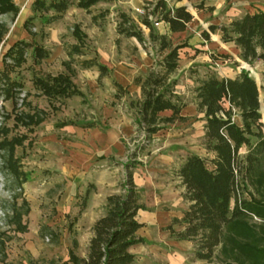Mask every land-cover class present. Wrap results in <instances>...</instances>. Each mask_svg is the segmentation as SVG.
I'll list each match as a JSON object with an SVG mask.
<instances>
[{
	"label": "rangeland",
	"instance_id": "374dc122",
	"mask_svg": "<svg viewBox=\"0 0 264 264\" xmlns=\"http://www.w3.org/2000/svg\"><path fill=\"white\" fill-rule=\"evenodd\" d=\"M32 1L0 0V33H3L0 40V78L7 75L10 81H19L22 85L16 98L0 97V264H70L68 252L71 241L81 237L76 230L75 216L84 190L92 186V181L86 175L82 177L83 174L69 179L66 168L70 153L78 151L82 143L87 144L95 130L111 133V125L116 124L119 127L114 132L127 147L125 154L115 158L117 163L109 162L111 177L116 178L114 193L119 191L124 180L121 163L127 162L133 153H137L139 162L133 173L134 181L136 178L147 192L160 182L179 192L181 185L176 170L185 158L195 155L206 162L212 158L204 147V119L197 109L194 92L201 81L210 76L235 78L241 71L247 72L259 90L261 121L264 124V68L261 63L242 61L238 49L232 43H222L218 32L209 33V40L202 36L203 31L209 32L211 24L227 25L229 21L264 6L243 0H212L210 3L217 7H213L209 14L191 6L189 9L196 16L180 34L166 32L162 23L155 27L156 18H149L154 30L159 35H166L172 46H183L179 49L178 69L171 79L176 80L174 93L178 104L183 105L181 115L185 121L165 125L148 138L135 123L136 104L141 94L140 89L137 92L133 87L136 86L133 80L144 77L152 69L160 70L159 64L166 54L159 51L158 43L149 38L148 29L142 25L152 2H101L89 12L73 5L56 21L45 24L44 18L53 13L43 17L34 13ZM75 1L72 0L73 3ZM121 13L132 20L135 30L143 33V41L117 34ZM92 16H96V22L92 21ZM77 35L82 38L80 46L84 55L73 57L71 66L75 68V74L72 80L83 96L59 100L43 97L33 87L32 79L65 72L62 62L68 60L69 47L79 44ZM20 41H35L50 51V57L34 66L30 49H25V62L19 67L14 66L6 53ZM11 56L15 55L12 53ZM83 60L105 65L108 75L99 79L94 73L98 72L96 68L81 69L79 64ZM115 83L121 85L126 93L120 91ZM24 115L33 116V121L28 122ZM160 116L168 117L170 112ZM232 120L241 125L237 113ZM69 128L72 132L68 131ZM11 139H17L21 144H16L10 151L3 144ZM255 142L252 137L251 143ZM248 151L246 146L239 149L240 164L244 163ZM10 154L26 176L27 181L21 188L7 167ZM260 169L264 171V155ZM239 181L241 199L258 198L255 188L248 183V174L242 173ZM184 208L185 203L179 201L171 210L175 215H181ZM16 213L20 214L17 222L21 229L16 223ZM170 223L171 220L161 229L152 225L140 231L150 244L130 249L135 256L134 264H168V257H177V254L183 258L180 264H224L217 255L210 261L196 260L193 243L179 244L163 230ZM251 223L258 226L261 221L252 217ZM175 230L179 227L175 226ZM75 253L82 258L86 256L87 248H77ZM173 261L172 264H177Z\"/></svg>",
	"mask_w": 264,
	"mask_h": 264
},
{
	"label": "trees",
	"instance_id": "16d2710c",
	"mask_svg": "<svg viewBox=\"0 0 264 264\" xmlns=\"http://www.w3.org/2000/svg\"><path fill=\"white\" fill-rule=\"evenodd\" d=\"M113 1L116 0H76L75 3L72 0H33L31 7L34 13L42 17L53 13L43 20V23L50 24L73 5L89 12L98 3ZM189 1H199L195 8L205 9V0ZM212 10L213 7L206 9L209 12ZM150 17H155L157 22L166 26L170 34L185 32L193 21L186 7H169L164 0L152 4L150 12L142 19V25L149 31V38L158 43L159 51L166 53L159 64L160 70L152 69L144 77L133 80L141 94L136 104L135 123L137 129L142 130L148 138L161 131L165 125L185 121L181 115L183 105L178 104V97L174 93L176 80L171 79V75L178 69L179 49L183 46H172L166 35H159L149 21ZM118 18V35L143 41V33L135 30L132 20L126 14L121 13ZM91 19L93 22L97 20L96 16ZM208 31L202 32L205 40H209V33L218 32L222 43H232L238 49L242 61H258L264 68L263 10L245 13L227 25H211ZM77 39L79 44L69 47L68 60L62 62L65 72L32 79L35 90L45 98L59 100L83 96L72 80L75 74V68L71 66L73 57L84 55L80 46L82 38L77 35ZM25 49H30L34 66L50 57V51L35 41H20L6 53L13 60L14 66L19 67L25 62ZM12 53L15 56H11ZM79 65L81 69L96 68L99 79L109 73L107 67L97 61L83 60ZM115 86L126 93L121 85L115 83ZM21 87L19 81H10L4 75L0 78V97L4 95L6 99H14ZM194 92L197 109L204 119V147L212 158L206 162L204 158L190 155L177 168L176 176L184 189L182 199L188 207L180 219L173 218L164 230L175 241L193 243V256L196 260L210 261L217 255L224 264H264V171L260 169L264 155V124L261 121L258 87L247 72L241 71L235 78L218 79L210 76L201 81ZM164 112H170V116L161 117L160 114ZM236 113L241 125L232 120ZM24 116L28 122L33 121V116ZM252 137L256 139L255 143H251ZM16 144L21 142L11 139L3 145L11 151ZM242 146H246L249 151L244 163L240 164L238 152ZM10 155L7 167L18 188H21L27 181L26 176L19 170L18 162L12 159L13 155ZM136 157L137 153L131 154L123 164L124 180L119 191L105 199L103 214L92 226V237L84 258L76 255L78 244L75 239L72 240L68 252L70 264H134L135 256L130 249L146 242L137 234L142 227L137 214L145 210V206L140 202V193L133 179L134 170L139 165ZM242 173L248 174V183L255 188L257 199H241L239 176ZM93 189V186L87 188L80 204L81 210ZM252 217L260 220L261 224L253 225ZM15 219L21 229L17 222L20 221V214L16 213ZM175 226L179 230H175Z\"/></svg>",
	"mask_w": 264,
	"mask_h": 264
},
{
	"label": "crops",
	"instance_id": "0c3cea01",
	"mask_svg": "<svg viewBox=\"0 0 264 264\" xmlns=\"http://www.w3.org/2000/svg\"><path fill=\"white\" fill-rule=\"evenodd\" d=\"M154 4L157 0H149ZM168 4L169 7H181L184 6L190 12L192 16H196L193 12L190 11L189 7L192 8L198 5L199 1H189V0H164ZM212 0H205L204 8L202 10H198L202 13H211L206 11L208 7H217L216 4L210 3ZM248 3L257 2L259 5L264 6V0H243ZM192 6V7H191ZM262 8V7H261ZM197 10V9H196ZM264 11V8L260 9ZM257 11V10H256ZM253 13V12H248ZM230 22V21H229ZM191 24V23H190ZM212 25V24H211ZM210 25V26H211ZM165 27V31H167V27ZM169 33V32H168ZM262 65V64H261ZM150 67V65L148 66ZM95 75H98V72H94ZM136 88V91L139 92V87L133 86ZM82 92L81 90H79ZM83 94V93H82ZM44 97V96H43ZM108 117V116H107ZM111 123H114L111 120ZM111 133H103L101 131L95 130L92 134V138L87 144L82 143L79 145L78 151H72L68 158V164L66 171H68V178H77L83 174L91 178V185L94 187L93 191H91L90 195L86 200L85 207L81 210L80 208L77 210L76 221V230L79 234V239L77 241V248L80 247L87 248L89 240L92 237V226L94 223L102 216L103 214V205L105 203V199L114 193V189L116 187V178L111 177V168L109 162L117 163L115 158L122 156L125 154L126 145L123 139L119 136V134L115 133V129L119 126L116 124L111 125ZM69 127V126H66ZM69 132H72L71 128L68 129ZM84 135V134H83ZM81 147V148H80ZM123 163H121L123 168ZM94 168L91 170V168ZM90 170V171H89ZM77 173V174H76ZM124 177V169H123ZM134 176V175H133ZM134 179V178H133ZM123 181V180H122ZM137 189L140 193V202L145 206V210H140L137 214L138 221L142 224V227L137 232L138 236L143 238L146 242L140 245H149V240L143 235V232H140L142 229L149 228L152 225L159 226L160 229L165 224H167L173 218L180 219L181 215H175L174 211L171 210L172 207L175 206L179 201L184 202L182 199V193L184 191L181 186L180 191L173 190V188L169 185L162 184L161 182L156 185L154 189H150L147 192L141 183L134 181ZM180 183V180H179ZM87 188L84 190L83 195L85 194ZM148 193V194H147ZM185 203L184 211L187 209L188 204ZM167 207V210H163L162 208ZM151 208L155 209L152 212ZM164 230V229H163ZM160 231V230H159ZM165 231V230H164ZM162 231L163 233H165ZM161 232V231H160ZM167 232V231H166ZM141 233V234H140ZM169 237V234H167ZM72 242V241H71ZM184 243L187 241H178L177 243ZM176 243V242H175ZM189 243V242H187ZM138 246V245H136ZM134 247V246H133ZM83 256L82 258H84ZM182 257L177 254V257H172L169 259L168 264L174 263L180 264L182 262ZM183 263V262H182ZM185 264V262H184Z\"/></svg>",
	"mask_w": 264,
	"mask_h": 264
},
{
	"label": "built area",
	"instance_id": "2783aa9c",
	"mask_svg": "<svg viewBox=\"0 0 264 264\" xmlns=\"http://www.w3.org/2000/svg\"><path fill=\"white\" fill-rule=\"evenodd\" d=\"M137 12H139V10H137ZM159 24H161V22H157V21H155L154 26H155V27H158ZM254 218H255V217H254Z\"/></svg>",
	"mask_w": 264,
	"mask_h": 264
}]
</instances>
